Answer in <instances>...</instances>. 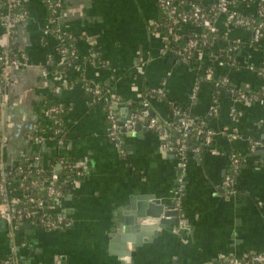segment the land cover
Returning a JSON list of instances; mask_svg holds the SVG:
<instances>
[{
  "label": "crops",
  "instance_id": "obj_1",
  "mask_svg": "<svg viewBox=\"0 0 264 264\" xmlns=\"http://www.w3.org/2000/svg\"><path fill=\"white\" fill-rule=\"evenodd\" d=\"M46 1L22 0L28 16L15 36L21 60L6 69L10 84L0 104V172L24 157H37L47 169L57 158L69 160L75 169L57 208L72 225L11 227L0 216V258L13 257L16 264H212L221 255L263 252L264 147L252 141L264 142V35L254 41L252 27L222 13L211 18L216 32L183 23L175 31L189 39L173 47V37L167 40L157 27L167 15L159 0H62L58 25L75 36L77 53L62 72L53 65L64 56ZM182 1L207 10L217 0ZM258 5L241 0L232 9L255 13ZM193 39L197 45L178 54ZM7 44L1 31L0 45ZM224 48L227 63L220 59ZM230 50H236L234 58ZM86 84L103 88V98L89 94ZM158 88L162 94L152 92ZM113 97L118 123L133 113L143 122L136 134L120 131L121 147L108 133L107 104ZM49 104L63 108L64 147L44 115ZM176 109L188 110L214 132L210 147L189 154L184 168L179 156L162 149L159 133L143 129L149 117L144 111L170 122ZM42 115L49 122L43 126ZM33 132L43 140L31 139ZM233 155L241 161L237 169ZM229 173L232 192L224 184ZM181 175L184 188L177 198ZM150 198L178 203L182 223L155 230L139 215L140 203Z\"/></svg>",
  "mask_w": 264,
  "mask_h": 264
},
{
  "label": "built area",
  "instance_id": "obj_2",
  "mask_svg": "<svg viewBox=\"0 0 264 264\" xmlns=\"http://www.w3.org/2000/svg\"><path fill=\"white\" fill-rule=\"evenodd\" d=\"M236 1L238 0H217L211 8L213 16L215 17L224 13L227 14L228 19L233 21L235 24L240 26H250L252 21L250 16H243L237 10L232 9V6ZM242 1H258L262 3L259 8V12L261 16L263 15L264 0ZM46 2L47 5L54 11V18L50 19V24L53 22L58 23L57 13L63 5L62 0H47ZM159 4L164 9L170 20H176L183 23L194 21L206 26L211 32L217 31L215 20L213 21L211 17H209V13L202 6L196 3L192 2L184 9L182 8V0H159ZM27 16L28 12L26 8H24L22 0H0V28L4 32V35L8 37V44L7 46H3V52L0 54L1 105H3L6 101V90L10 84L6 69L10 65H17V63L21 60L19 58L18 60L15 59L11 61L8 51L9 45L13 42V38L16 36L17 24L20 21L25 20ZM252 32L253 40H260V38L264 35V20H261L253 25ZM165 36L167 40H171V37H173V40L177 41L180 38L179 34L172 26L169 27L168 33H166ZM236 43L238 42H235L234 45L230 44L229 48H236ZM196 45L197 41L195 39L190 40L182 50L178 51V54L184 55ZM60 52L63 56L69 53V58L77 59V53L74 48L69 50L67 46L62 45ZM202 56L203 53L198 52V57L202 58ZM226 82V78L222 79V83ZM85 89L89 94L93 95L97 99H101L105 95L104 89L99 86L86 84ZM152 92L162 94L163 90L158 88ZM114 100L115 99L113 97V100L107 104V115L110 123L108 133L115 144L121 147L122 138L120 136V130L126 129V131H132L133 126L141 120L142 117L139 116L138 113H133L129 119L120 125L113 109L114 104L112 103ZM143 106L148 108L149 104L144 102ZM52 112H58L57 108H52L49 111L45 110L44 115L49 117ZM212 112L217 114V106H212ZM175 113L178 116H182L179 124L174 127V129H180V135L177 137H172L171 131L173 128L170 126V123L160 122L159 118L154 115L147 117L145 124L149 129H152L160 134L162 138V149L166 152H173L179 156L181 159V167L184 168L188 155L192 153H199L200 147H190V145H188L187 135L193 126L189 116L183 114L178 109L175 110ZM213 133L214 132L211 129L206 128L204 124H201L197 128V134H201L204 138L205 147H210ZM58 136V142L59 144H62V135ZM29 137L36 142H41L43 140L42 136L39 134L30 135ZM252 146L264 147V142L260 140H253ZM37 159V157L30 158V164L27 168L28 173L19 174V176H16L13 179H9L7 177L8 169L0 172V216L6 220L11 227L19 226L21 223L25 222L35 224V219L38 217L45 229L56 230L69 228L72 225V220L69 219L62 210L57 208L58 199L63 196L57 184L59 180L57 167L61 169L68 168L73 171L75 168L70 165L69 161L67 162V159L65 158H59L58 161H56V168L50 167L48 169L39 165ZM232 165L236 169L240 166V159L235 155L232 156ZM45 171H47L48 176L41 174ZM178 184V189L175 192L177 198L182 194L184 188L183 175L179 177ZM224 184L229 192L233 191L234 178L232 173L225 176ZM177 206L179 207L178 203ZM14 248L15 246H13L12 249ZM0 264L16 263L13 257H6L0 258ZM212 264H264V251L253 252L243 258L233 255H221L218 260Z\"/></svg>",
  "mask_w": 264,
  "mask_h": 264
},
{
  "label": "trees",
  "instance_id": "obj_3",
  "mask_svg": "<svg viewBox=\"0 0 264 264\" xmlns=\"http://www.w3.org/2000/svg\"><path fill=\"white\" fill-rule=\"evenodd\" d=\"M241 0H238L236 1L235 3H240ZM185 3V2H184ZM264 3V2H263ZM261 4L259 2V5H258V9L255 13H241L242 15L244 16H250L251 18V24H250V27H253V25H255L257 22L261 21V20H264V11H263V15L261 16L260 15V12H259V8L261 7ZM185 4H182V8L184 9L186 6H184ZM160 6V4H159ZM49 7V6H48ZM23 8V7H21ZM161 10L163 11L164 13V9L160 6ZM58 9V8H57ZM56 9V10H57ZM49 10H50V14H51V18H54V11L52 8L49 7ZM208 13H209V17H213V12L212 10L209 8L206 10ZM172 26L175 30H178V28H182L184 27V24L183 22H180V21H176V20H170V18H168L167 15H164L163 18L160 19V21L157 22V27L160 31H163L165 33H168V29L169 27ZM51 30L54 32V33H57L60 38H61V46L64 45V46H67L69 48V50H72V48H74V44H75V36L68 32V31H65L63 29H61L58 25V23L56 22H53L51 24ZM2 31V29L0 28V32ZM211 36H208V41L211 40L210 38ZM189 39V37L186 38L185 34H183V36L180 38V40L178 41H175L174 43H172L173 47H179L182 43L186 42L187 40ZM199 39L201 40V36H199ZM60 46V48H61ZM18 46H17V42H16V38L14 37L13 38V42L9 45V55H10V59L11 61L12 60H18L19 57H20V54L17 52V49ZM3 52V46L0 45V54H2ZM229 53H232L233 55V58L235 57V54H236V50L233 52L232 50L229 51ZM64 59L62 62H59V63H53L54 65V68H58V70L60 71H65L67 68H69V66H71L72 64H74V62L76 61V59H72V58H69V53L68 54H65L64 55ZM227 54H226V48H224V50H222L220 52V59L225 63H227ZM193 60V59H192ZM0 68H1V65H0ZM204 75H206L204 73ZM86 83V80L83 79V84ZM217 89L222 92L223 88L222 86L221 87H217ZM52 108H57L58 112H52L50 114V116L48 117L50 119V130H52V133H53V136L54 137H57L58 135H64V128L62 126V123H61V115L63 113V108L61 106H59L58 104H49V105H46L43 110H51ZM184 110V111H183ZM183 110H180L183 114H186L187 116H189L191 122L193 123V126L192 128L189 130L188 132V135H187V142H188V145H190V147H200V153L202 154L204 152V138L201 134H197V128L200 126V121H198L197 119H195V117L186 109H183ZM182 116H178V115H175L174 116V119L168 123H170V126L173 128L172 131H171V134H172V137H177L180 135V129H174L175 126H177L179 124V121L181 119ZM160 122H163V123H167V122H164L163 120L159 119ZM41 123H42V126L47 123H49L47 121V119L45 118L44 115H42L41 119H40ZM48 125V124H47ZM46 125V126H47ZM49 126V125H48ZM59 132V133H57ZM31 135H36V132H33ZM63 140V144L62 147L65 146V142H66V139H64V137L62 138ZM59 158H57L56 161H58ZM56 161H54V164H52V167L56 168ZM69 160H67L68 162ZM30 164V158L29 157H24L22 158V160H20L19 162H17L16 164H14L10 169L7 170V177L9 179H13L15 178L16 176H19V174H24V173H28L27 171V168H28V165ZM69 164L72 165V163L69 161ZM240 165H241V161H240ZM73 172V170H69L68 168L66 169H61L58 171V187L59 189L61 190V193L63 195H66V193L68 192V190L70 189L69 185H68V178L70 177L71 173ZM43 174L44 176H48V173L47 171L41 173ZM35 224H37L38 226H42V223H41V220L37 217L35 219Z\"/></svg>",
  "mask_w": 264,
  "mask_h": 264
},
{
  "label": "water",
  "instance_id": "obj_4",
  "mask_svg": "<svg viewBox=\"0 0 264 264\" xmlns=\"http://www.w3.org/2000/svg\"><path fill=\"white\" fill-rule=\"evenodd\" d=\"M144 116H151L153 115L152 111L143 112ZM130 118V117H129ZM125 120L123 119L120 122V125L123 124ZM143 125L142 119L139 120L134 126V130L132 132L126 131V129H121V132H126L128 134H136V131L139 130ZM148 127L146 124H144L143 129H147ZM171 155H175L173 152H167ZM141 208L143 209L142 212H139L140 216L148 217V221L155 226V230L159 228H164L165 226L169 225L170 223H173L175 225H179L182 223V220L179 217V207L177 204H164L160 200L155 198H150L147 201H143L140 203ZM146 220V222H148ZM129 223V220L127 219V222ZM123 230L126 232L127 227H123Z\"/></svg>",
  "mask_w": 264,
  "mask_h": 264
}]
</instances>
